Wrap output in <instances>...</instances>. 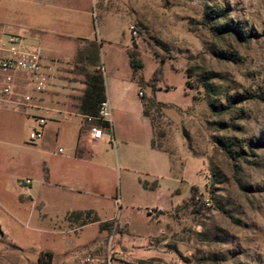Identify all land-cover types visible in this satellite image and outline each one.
Segmentation results:
<instances>
[{
    "label": "rangeland",
    "instance_id": "374dc122",
    "mask_svg": "<svg viewBox=\"0 0 264 264\" xmlns=\"http://www.w3.org/2000/svg\"><path fill=\"white\" fill-rule=\"evenodd\" d=\"M1 5L0 36L39 46L47 82L61 94L67 86L66 104L77 106L84 84L71 60L74 43L21 33ZM89 14L92 40L114 42L101 43V63L87 68L101 74L112 101L110 131L86 148L94 164H66L75 118L56 123L37 111L48 117L40 128L33 117L0 109V264H42L47 253L52 264L96 258L88 248L103 246L106 232L95 225L67 233L73 227L63 219L85 210L110 221L104 264H264V0H90ZM129 25L140 35L133 38ZM129 54L131 83L122 67ZM204 75L213 77V93L202 88ZM235 96L243 103L222 113L210 107ZM151 99L155 140L167 153L147 146L151 129L139 111ZM35 131L41 137L31 141ZM220 138L232 143L229 153Z\"/></svg>",
    "mask_w": 264,
    "mask_h": 264
},
{
    "label": "crops",
    "instance_id": "0c3cea01",
    "mask_svg": "<svg viewBox=\"0 0 264 264\" xmlns=\"http://www.w3.org/2000/svg\"><path fill=\"white\" fill-rule=\"evenodd\" d=\"M0 1L3 4V6L1 5L2 8L8 13H10L12 17H14V19L12 20L13 23L11 24L12 25L11 27H15L16 29L21 31V33L30 35L34 39L41 41L42 38L44 37H52L59 41L73 42L75 45V49L77 46L75 40L77 39L95 41L92 40L93 30L90 29V23H89L90 0H0ZM105 37H106L105 35H99L98 39L101 42H98L97 40L95 41L100 45V55H101V43L102 44L106 43L108 44V46H112L114 43V42H109ZM75 49H74V53H75ZM73 55L71 57V60L73 58ZM125 55H127V53H125ZM100 63H101V57H100ZM122 67L124 68V73L125 74L128 73L127 80H129L130 83L133 82L129 78L130 77L129 72L131 71H130V64L128 62V59L126 61V64L122 65ZM101 69L103 72L104 71L103 67ZM48 86H49L48 89H46V91L43 94H41L34 102L35 106L38 109H30L28 111V115L26 116L35 118L37 117V115L35 114L37 111H46L50 114H54L53 118L50 117V121H55L56 123H59L60 120L59 118L61 116H62L61 117L62 120H67V118L69 117L75 118L73 121V125L75 127V132H76V141L72 149V155L69 157L68 159L69 161H66V164H70L71 162H75V163L80 162L86 165L94 164L88 160L90 155L85 154L86 148H88L89 144H93L94 142L89 141L88 137H86V132L80 135V141H78L80 128L83 125V120L85 119V117L77 112V108L75 105L69 106L66 104L67 100L72 99V97L69 95L70 94L69 91L71 90H69L67 86H62V91H64L65 89L66 90L64 93L61 94L56 90L60 85L57 84L54 85L49 82ZM142 93L144 94V92ZM142 97L139 98L142 99ZM105 99L108 100L110 104V109H112V101L106 92H105ZM116 104H118L117 105L118 110L124 111L128 108L126 107V102L124 99L119 100V102H117ZM139 112L143 117L142 101L140 104ZM46 118L48 117L46 116ZM87 118L89 117H86V119ZM146 120L150 125L149 120L148 119ZM150 129H151V136L147 146L151 151H156L150 148V142L153 137L151 126ZM58 153H62V150L58 149ZM153 167L155 169H152L148 173V175L154 179L158 177V174L156 172L158 171V167L156 166ZM162 168H163V164L161 166V169ZM169 174H171V165L167 164V172L165 173V175H169ZM28 197L30 200H32L30 195H28ZM157 210H161V209L158 208ZM72 212H82V211H69L64 214V218H63L64 222L67 224V226L72 225L73 227V228H69L67 230V233L80 232L86 228L95 225H100V223L110 222L99 219L100 223H92L85 226H78L74 222L68 221L66 219L67 215ZM107 228L108 226L106 228H102L106 232L104 245L94 248L91 245L88 248L89 252H92L97 255V257L94 258L95 262H93V264L105 263V256H104L105 244H106V240L108 239ZM0 232L3 234L1 225H0ZM49 254L51 255V258L50 259L48 258L47 261H42L41 262L42 264L53 263L54 255L53 253H49ZM106 262L109 264L108 259Z\"/></svg>",
    "mask_w": 264,
    "mask_h": 264
},
{
    "label": "built area",
    "instance_id": "2783aa9c",
    "mask_svg": "<svg viewBox=\"0 0 264 264\" xmlns=\"http://www.w3.org/2000/svg\"><path fill=\"white\" fill-rule=\"evenodd\" d=\"M128 30L133 38L137 31L134 25H129ZM3 35V34H0ZM46 57L39 46L28 45L24 42V36L7 35L0 36V109H9L28 115L30 109H38L34 102L43 94L48 86V74L44 66ZM142 97V91L138 92ZM111 109L107 99L99 104L95 120L107 122ZM40 128L47 123L46 117H35ZM88 121L91 118H87ZM40 132L31 133V141L41 137ZM90 142L103 139L104 133L98 127H90L86 132ZM110 142V140H109ZM29 182L26 181V184ZM94 259L87 256L85 264H92Z\"/></svg>",
    "mask_w": 264,
    "mask_h": 264
},
{
    "label": "trees",
    "instance_id": "16d2710c",
    "mask_svg": "<svg viewBox=\"0 0 264 264\" xmlns=\"http://www.w3.org/2000/svg\"><path fill=\"white\" fill-rule=\"evenodd\" d=\"M218 18H221L223 16V12H220L218 15H216ZM136 28V27H135ZM223 31L230 36L239 37L237 29L235 27H230L229 25L222 26ZM137 34L140 35V30L136 28ZM222 31V32H223ZM244 38V37H243ZM242 39V38H241ZM77 46L75 49V53L73 55V62L75 63L74 66L77 70V74L81 75L83 77V84L84 89L82 91V94L80 98L78 99V104L76 106L77 112L84 116L85 119L83 120V125L80 128V132L78 135V141H80V135L82 133H85L89 130L90 127H98L103 132L110 131L109 123L107 122H101L98 120H95L98 113L99 104L105 100V89H104V80L103 77L99 72L93 71L92 73L87 71V68L93 67L96 68L100 62V45L99 43L95 41H88V40H75ZM130 58V65L131 68L134 69V58L129 54ZM213 77L210 75H204L200 80V84L202 88L210 93H213V87L210 85V80H212ZM154 90V88H152ZM245 98H239V97H233L230 99L229 106L221 107L216 106L214 104H210V107L215 112H225L229 109L231 105H238L242 104ZM148 104L150 106H156L157 103L154 101V99H151L147 102L142 101V108H143V117L148 119L150 122V126L152 128L153 137L150 142V148L152 150L156 151H162L166 152L162 148V146L158 145L155 140V132H154V126L152 123V120L150 118V114L147 110ZM86 117H90L91 120L88 121ZM218 145L223 148L226 152L229 153V148L232 146V143L229 140H226L224 138L217 139ZM261 147L263 145L256 143V144H249V148L252 147ZM215 176H212V183L215 181ZM154 186H156L154 184ZM190 201H194V196L191 195L189 198ZM66 219L68 221L74 222L78 226H85L92 223H100L99 218L96 216V214L93 211H82V212H72L67 215ZM109 223H100L101 228H106ZM48 258H51V255L47 253Z\"/></svg>",
    "mask_w": 264,
    "mask_h": 264
}]
</instances>
